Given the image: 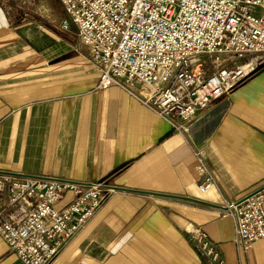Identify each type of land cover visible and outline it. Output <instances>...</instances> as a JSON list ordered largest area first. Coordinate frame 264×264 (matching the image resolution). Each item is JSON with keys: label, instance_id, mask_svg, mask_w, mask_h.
I'll list each match as a JSON object with an SVG mask.
<instances>
[{"label": "crops", "instance_id": "crops-1", "mask_svg": "<svg viewBox=\"0 0 264 264\" xmlns=\"http://www.w3.org/2000/svg\"><path fill=\"white\" fill-rule=\"evenodd\" d=\"M9 1L0 0V170L116 189L51 264H218L191 224L220 244L224 264H264V239L240 250L220 211L264 185V67L199 110L185 135L120 86L100 87L87 46V61L46 60L42 32L30 42ZM194 144L207 145L217 181L205 192ZM8 196L5 187L0 208ZM0 264H23L1 236Z\"/></svg>", "mask_w": 264, "mask_h": 264}, {"label": "built area", "instance_id": "built-area-1", "mask_svg": "<svg viewBox=\"0 0 264 264\" xmlns=\"http://www.w3.org/2000/svg\"><path fill=\"white\" fill-rule=\"evenodd\" d=\"M99 73L98 85L120 86L178 132L190 135L199 110L264 66V0H59ZM199 190L217 184L207 145L194 144ZM0 236L23 264H51L116 189L102 182L0 170ZM67 193L68 201L57 207ZM235 242L247 251L264 239V185L225 201ZM187 232L224 264L221 246L200 226Z\"/></svg>", "mask_w": 264, "mask_h": 264}, {"label": "rangeland", "instance_id": "rangeland-1", "mask_svg": "<svg viewBox=\"0 0 264 264\" xmlns=\"http://www.w3.org/2000/svg\"><path fill=\"white\" fill-rule=\"evenodd\" d=\"M9 4L13 7L20 6L21 20L28 29L30 42L34 43L36 34L39 38L40 32H42L46 60L63 62L71 58V60L76 61H87L86 56L82 58L79 55L82 51L86 52L87 48L79 43L75 27L71 26L67 31H64L59 26L60 21L66 18V13L59 0H10ZM87 63L89 67L94 66L89 62Z\"/></svg>", "mask_w": 264, "mask_h": 264}, {"label": "water", "instance_id": "water-1", "mask_svg": "<svg viewBox=\"0 0 264 264\" xmlns=\"http://www.w3.org/2000/svg\"><path fill=\"white\" fill-rule=\"evenodd\" d=\"M222 207V206H221Z\"/></svg>", "mask_w": 264, "mask_h": 264}]
</instances>
